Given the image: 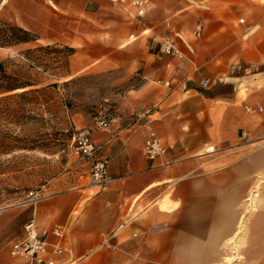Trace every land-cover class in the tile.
I'll use <instances>...</instances> for the list:
<instances>
[{
  "label": "crops",
  "instance_id": "obj_1",
  "mask_svg": "<svg viewBox=\"0 0 264 264\" xmlns=\"http://www.w3.org/2000/svg\"><path fill=\"white\" fill-rule=\"evenodd\" d=\"M0 18L36 36L11 49L72 48L66 78L134 80L102 102L107 128L73 118L95 151L61 187L0 208V264H29L10 254L29 220L63 249L54 264H264V0H0ZM147 125L163 158L144 153Z\"/></svg>",
  "mask_w": 264,
  "mask_h": 264
},
{
  "label": "rangeland",
  "instance_id": "obj_2",
  "mask_svg": "<svg viewBox=\"0 0 264 264\" xmlns=\"http://www.w3.org/2000/svg\"><path fill=\"white\" fill-rule=\"evenodd\" d=\"M9 47L0 48V65L10 79L1 78L0 84L38 82L42 87L56 82L57 86L39 93L22 95L31 88L27 87L0 95V208L24 202L30 192L61 187L62 176L79 160L70 147L76 130L73 118L83 115L95 122L104 99L134 83L113 85L116 76L110 73L66 78L65 46ZM252 209L248 200L247 210ZM230 255L226 260L239 258L237 251Z\"/></svg>",
  "mask_w": 264,
  "mask_h": 264
},
{
  "label": "built area",
  "instance_id": "obj_3",
  "mask_svg": "<svg viewBox=\"0 0 264 264\" xmlns=\"http://www.w3.org/2000/svg\"><path fill=\"white\" fill-rule=\"evenodd\" d=\"M118 3L126 0H111ZM136 5L146 3V0H134ZM159 50L166 55H174L181 57L182 53L175 46L171 37L165 36L159 43ZM208 83L205 80L203 84ZM246 111L253 112L249 107H245ZM111 108H106L98 112L94 122L95 128H107L112 121ZM92 127H83L76 129L72 135L71 152L77 158L87 159L92 156L95 151V144L91 140ZM147 137L144 142V153L150 160L163 158L167 152L166 146L158 138L156 131L147 125ZM106 164L104 161L97 162L92 167V180L105 183L107 177L105 175ZM52 232L57 237H62L63 231L60 227H54ZM63 249L59 245H50L43 234H40L33 222L29 220L23 225V236L10 245V254L12 256L26 257L29 264H54L50 258L51 254L59 255Z\"/></svg>",
  "mask_w": 264,
  "mask_h": 264
},
{
  "label": "trees",
  "instance_id": "obj_4",
  "mask_svg": "<svg viewBox=\"0 0 264 264\" xmlns=\"http://www.w3.org/2000/svg\"><path fill=\"white\" fill-rule=\"evenodd\" d=\"M0 24L5 26L3 28H0V46L1 47H8V46L16 45L21 42H28V41L36 40L35 34L15 24L9 23L4 20H0ZM65 49L67 52V56L72 54L73 52L72 48L66 47ZM26 52H29V50H27ZM0 74H1L0 79L1 78H3L4 80L10 79V76L5 74L4 69L2 68L1 65H0ZM38 85H39L38 82H21V83L6 82L5 84H0V95H3L7 93L8 91H12V90L19 89V88L23 89L27 87H31V88L23 91L22 95L25 93H39V92L44 91L46 88L56 87L57 83L52 82L42 87H39Z\"/></svg>",
  "mask_w": 264,
  "mask_h": 264
}]
</instances>
